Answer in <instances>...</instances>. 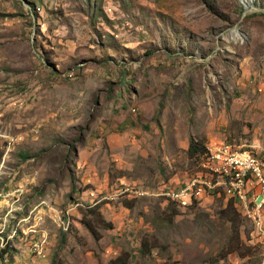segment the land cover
Returning <instances> with one entry per match:
<instances>
[{
  "label": "rangeland",
  "instance_id": "374dc122",
  "mask_svg": "<svg viewBox=\"0 0 264 264\" xmlns=\"http://www.w3.org/2000/svg\"><path fill=\"white\" fill-rule=\"evenodd\" d=\"M191 136L264 154V0H0V264H264Z\"/></svg>",
  "mask_w": 264,
  "mask_h": 264
},
{
  "label": "bare ground",
  "instance_id": "6f19581e",
  "mask_svg": "<svg viewBox=\"0 0 264 264\" xmlns=\"http://www.w3.org/2000/svg\"><path fill=\"white\" fill-rule=\"evenodd\" d=\"M214 145V144H212ZM221 145H229L232 146V144H221ZM235 146V145H234ZM207 147L208 150H210L211 155V149ZM238 150H246L247 153H254L251 148H241L238 146H235ZM212 162L209 165H206V178L203 180L200 179H192V181H195V187H204L208 190H217L221 187H227L228 189H231L232 192H234L236 195L239 196V193H242V191H247L248 188V180L250 178V171L254 170V175L259 180H264V169L262 167H255L254 168V162H242V164H236L233 165V170L228 169L232 165V158L230 157H223L218 162V159L211 155ZM264 159V158H263ZM239 178V181L237 179ZM127 189L124 190L127 191ZM168 196L174 198L181 207H189L192 202H183L180 201V197L178 196V193H165ZM239 198V197H238ZM248 197H242L241 201L246 202ZM264 205V192L262 193V199L260 203L256 206V208L251 209L247 208L248 215L252 218H259L261 217L260 213H262V206ZM246 207H248L246 205Z\"/></svg>",
  "mask_w": 264,
  "mask_h": 264
},
{
  "label": "built area",
  "instance_id": "2783aa9c",
  "mask_svg": "<svg viewBox=\"0 0 264 264\" xmlns=\"http://www.w3.org/2000/svg\"><path fill=\"white\" fill-rule=\"evenodd\" d=\"M211 155L218 159V162L223 157L232 158V165L228 168L233 170V165L242 164V162H254L255 167H262L264 169V159L260 157L257 153H247L246 150H238L235 146L229 145H220V146H210ZM239 181V178L237 179ZM262 190H264V180L256 179L254 175V170L250 171V180H249V188L247 191H242L239 193V202L242 197H251V211L252 208H256V206L260 203L262 199ZM178 196L180 197V201L183 202H195L197 204H201L202 199V191L203 189L195 187V181L186 180L181 186H178L174 189ZM219 192L223 193L225 196L231 195V189L226 190H217V192H209V198L213 199L216 196H219ZM221 195V194H220Z\"/></svg>",
  "mask_w": 264,
  "mask_h": 264
},
{
  "label": "crops",
  "instance_id": "0c3cea01",
  "mask_svg": "<svg viewBox=\"0 0 264 264\" xmlns=\"http://www.w3.org/2000/svg\"><path fill=\"white\" fill-rule=\"evenodd\" d=\"M250 146H252V145H250ZM261 148L264 151V147L261 146ZM259 155H260V157L264 158V154H259ZM191 178H193V177H191ZM190 179H187V180H190ZM249 180H250V178H249ZM249 180H248V188H249ZM179 186H181V184H179ZM177 187L178 186L171 187V188L176 189ZM226 189H228V188H225L222 190H226ZM210 192H215V191H210ZM203 195H209V192L206 190H203L202 196ZM238 197H239L238 195L231 192L230 198L233 199V201H231V204L233 206L234 205L238 206V208H239L238 210H239L240 214L242 215L241 220L238 222L236 221V224L233 225V226H235L234 230L237 232V236L235 239H238L237 241H235V244L239 245V243H240V246L235 247V248L233 247V249L239 251V248L244 249V246L248 245L250 247L259 248L260 251L262 249L264 250V208H263V217L261 218L259 224L255 225L254 222L246 215V211H245V208L242 204V201L240 199V202H239ZM226 202H227V200H226ZM228 203H230V201H228ZM194 204H197V203L192 202L191 205H194ZM197 205H201V204H197ZM179 207H181V206H179ZM181 208H183V207H181ZM240 238L243 239V241L240 240ZM233 249H232V251H233ZM243 249H241V250H243ZM238 254H239L238 255L239 258H241V259L244 258L246 255H248L247 251H244V252H241V254L240 253H238ZM253 254H256V253H253ZM259 264H261V263H259Z\"/></svg>",
  "mask_w": 264,
  "mask_h": 264
},
{
  "label": "trees",
  "instance_id": "16d2710c",
  "mask_svg": "<svg viewBox=\"0 0 264 264\" xmlns=\"http://www.w3.org/2000/svg\"><path fill=\"white\" fill-rule=\"evenodd\" d=\"M206 152H207V145H206L205 139L204 138L203 139L198 138L195 136H191L189 139V144H188V148H187V153H186L187 156L189 158L206 156L205 155ZM90 212H91V214H93L98 219L101 218L100 214L97 213L96 208H91ZM85 224L95 236H97V237L99 236L97 229L95 228V225L93 224L92 220L85 221ZM104 225L110 226V224H107V222H104ZM117 259H121V258H117ZM120 264H126V261H122Z\"/></svg>",
  "mask_w": 264,
  "mask_h": 264
}]
</instances>
